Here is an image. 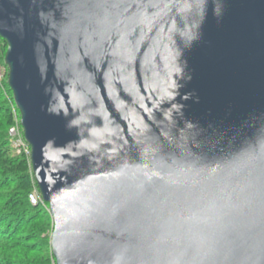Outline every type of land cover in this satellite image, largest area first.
Wrapping results in <instances>:
<instances>
[{
  "label": "water",
  "instance_id": "95a60500",
  "mask_svg": "<svg viewBox=\"0 0 264 264\" xmlns=\"http://www.w3.org/2000/svg\"><path fill=\"white\" fill-rule=\"evenodd\" d=\"M54 264H264V0H0Z\"/></svg>",
  "mask_w": 264,
  "mask_h": 264
},
{
  "label": "trees",
  "instance_id": "16d2710c",
  "mask_svg": "<svg viewBox=\"0 0 264 264\" xmlns=\"http://www.w3.org/2000/svg\"><path fill=\"white\" fill-rule=\"evenodd\" d=\"M6 44L0 38V64ZM7 77L0 81V264H53L44 252L45 231L51 223L47 203L32 205L28 195L39 192L31 175L29 156L10 145L8 129L15 123Z\"/></svg>",
  "mask_w": 264,
  "mask_h": 264
},
{
  "label": "built area",
  "instance_id": "2783aa9c",
  "mask_svg": "<svg viewBox=\"0 0 264 264\" xmlns=\"http://www.w3.org/2000/svg\"><path fill=\"white\" fill-rule=\"evenodd\" d=\"M2 71H3V69L1 68V64H0V79L4 73ZM8 135L10 137L11 146L13 149L17 150L18 152H23L27 156L30 155V146L27 143V141L25 140V137L23 134V129L21 127L20 121H18L17 118H15V123L9 127ZM28 199L32 205L37 204L38 201L43 202L41 196L40 195L38 196L36 191H32L28 195Z\"/></svg>",
  "mask_w": 264,
  "mask_h": 264
},
{
  "label": "rangeland",
  "instance_id": "374dc122",
  "mask_svg": "<svg viewBox=\"0 0 264 264\" xmlns=\"http://www.w3.org/2000/svg\"><path fill=\"white\" fill-rule=\"evenodd\" d=\"M1 68L3 69L2 72H4V73H3V76L1 77L0 81L2 80L3 77H7V74H8V68H7V66L4 67V66L1 65ZM12 98H13V97H12ZM13 113H14L13 115L15 116V118H17V120L19 121V117H20V116H19V111H18V109L16 108L14 102H13ZM9 141H10V137H9ZM10 145H11V141H10ZM11 147H12V146H11ZM31 175H32V178H33V180H34V177H33L32 171H31ZM39 195H40V194H39ZM51 231H52V221H51L50 225L47 227V229H46V231H45V235H46V237H47V240L45 241V242H46V247H45L46 250H44V252H46L48 256H51V257H52L51 250H50V245H49V241H50V233H51ZM52 262H54L53 257H52ZM53 264H54V263H53Z\"/></svg>",
  "mask_w": 264,
  "mask_h": 264
}]
</instances>
